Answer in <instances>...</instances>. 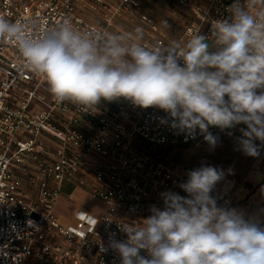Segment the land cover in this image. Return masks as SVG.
<instances>
[{
	"label": "built area",
	"instance_id": "2783aa9c",
	"mask_svg": "<svg viewBox=\"0 0 264 264\" xmlns=\"http://www.w3.org/2000/svg\"><path fill=\"white\" fill-rule=\"evenodd\" d=\"M153 1L0 0V15L37 21L36 37L65 19L85 34H131L140 27L151 47L186 41L197 31L214 43L212 22L227 18L233 3L169 0L182 9L172 13L179 22L173 33L149 10ZM172 124L164 111L124 98L92 109L57 103L15 42L0 41V264H121L109 247L113 238L127 239L120 226L139 227L153 206L162 210L164 192L188 195L180 187L188 177L156 156L157 149L203 147L208 133L241 141L247 128L210 125L190 133ZM75 192L103 209L94 215L74 207L64 222L57 203L62 197L75 203ZM218 206L229 208L231 201Z\"/></svg>",
	"mask_w": 264,
	"mask_h": 264
},
{
	"label": "clouds",
	"instance_id": "9594fccd",
	"mask_svg": "<svg viewBox=\"0 0 264 264\" xmlns=\"http://www.w3.org/2000/svg\"><path fill=\"white\" fill-rule=\"evenodd\" d=\"M227 11L211 25L215 50L199 31L149 47L140 27L131 34H85L67 19L36 37L37 21L3 15L0 41L15 42L57 103L92 109L124 98L164 111L173 127L190 133L244 124L241 149L256 157L254 141L264 142V0H233ZM204 139L215 148L211 133ZM222 178L210 165L191 170L180 185L187 197L164 192L162 210L153 206L139 227L120 226L127 239L113 238L109 247L121 264H264V227L219 207L211 194Z\"/></svg>",
	"mask_w": 264,
	"mask_h": 264
},
{
	"label": "rangeland",
	"instance_id": "374dc122",
	"mask_svg": "<svg viewBox=\"0 0 264 264\" xmlns=\"http://www.w3.org/2000/svg\"><path fill=\"white\" fill-rule=\"evenodd\" d=\"M153 10L160 20L166 21L169 27L177 26V21L166 15V12L176 10L182 12L172 3L162 2ZM173 35V34H172ZM216 146L209 143L203 147L183 145L158 148L155 152L164 162L176 171L188 177L191 170L210 165L223 172V178L215 185L212 195L218 204L231 201L229 209L242 213L245 219L264 227V143L255 140L259 146V155L247 156L241 149L239 140L231 139L221 134L213 135ZM75 203L62 197L56 206V211L64 222L71 216L74 207L91 210L94 215L103 209V204L83 192H75ZM223 196V197H222Z\"/></svg>",
	"mask_w": 264,
	"mask_h": 264
},
{
	"label": "crops",
	"instance_id": "0c3cea01",
	"mask_svg": "<svg viewBox=\"0 0 264 264\" xmlns=\"http://www.w3.org/2000/svg\"><path fill=\"white\" fill-rule=\"evenodd\" d=\"M163 1H166L167 3H171L169 0H154L153 2H151L150 4H148V8H149V10L156 16V18L158 19V21H159V23L162 25V27H164L163 26V22L160 20V18H158L159 16L158 15H156L157 13L153 10V8H156V6H160V4L162 5V2ZM200 1H207V0H200ZM173 4V3H172ZM174 5V4H173ZM176 6V5H175ZM176 7H178V6H176ZM179 9H181L180 7H179ZM182 10V9H181ZM173 11H176V10H171V11H168V12H166V15H168V16H171V17H173L177 22H178V20L176 19V17H175V15H173L172 13H173ZM178 25H179V22L177 23V26H173V27H168V28H165L166 30H168V29H170L173 33H176L177 32V30H178ZM223 197V196H222Z\"/></svg>",
	"mask_w": 264,
	"mask_h": 264
},
{
	"label": "trees",
	"instance_id": "16d2710c",
	"mask_svg": "<svg viewBox=\"0 0 264 264\" xmlns=\"http://www.w3.org/2000/svg\"><path fill=\"white\" fill-rule=\"evenodd\" d=\"M210 45V50H215V44L210 42V41H207Z\"/></svg>",
	"mask_w": 264,
	"mask_h": 264
}]
</instances>
